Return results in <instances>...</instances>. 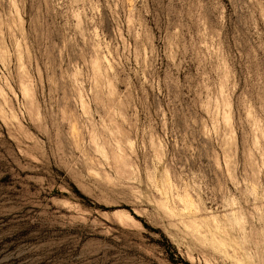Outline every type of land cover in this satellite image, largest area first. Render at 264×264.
<instances>
[{
	"label": "rangeland",
	"instance_id": "rangeland-1",
	"mask_svg": "<svg viewBox=\"0 0 264 264\" xmlns=\"http://www.w3.org/2000/svg\"><path fill=\"white\" fill-rule=\"evenodd\" d=\"M0 85V264H264V0H0Z\"/></svg>",
	"mask_w": 264,
	"mask_h": 264
},
{
	"label": "bare ground",
	"instance_id": "bare-ground-1",
	"mask_svg": "<svg viewBox=\"0 0 264 264\" xmlns=\"http://www.w3.org/2000/svg\"><path fill=\"white\" fill-rule=\"evenodd\" d=\"M17 9V8H16ZM93 49H91V50H94L93 52H95L94 53V55H98V59H95L94 61H92V60H90V61H92V63H93V71H94V74H93V76L95 75V79H98V78H101V79H103L102 78V76H101V74H102V72H101V64L102 65H105V66H107L108 67V64L110 63L109 61H108V58L105 56V54L104 55H101L100 53H101V48L95 43L94 45H93V47H92ZM94 58H95V56H94ZM93 58V59H94ZM96 58H97V56H96ZM105 69V68H104ZM106 70V69H105ZM106 72V71H105ZM93 73V72H92ZM106 75V74H105ZM76 79V78H75ZM77 80H75V82H76ZM98 81V80H97ZM99 81H100V79H99ZM109 81V80H108ZM107 85H108V83H107ZM0 95H1V98H3V95H4V91H3V89H2V87H1V85H0ZM4 96H6V95H4ZM216 106V105H215ZM227 106V105H226ZM219 108V107H218ZM225 110V109H224ZM223 110V111H224ZM218 112H219V110H217ZM222 111V112H223ZM217 112V113H218ZM224 114V113H223ZM225 114H226V112H225ZM225 114L223 115L225 118H226V121L228 120V117L227 116H225ZM13 115V114H12ZM11 115V116H12ZM15 116V115H14ZM258 125V124H257ZM257 127V126H256ZM256 131V130H255ZM261 132V131H260ZM256 134V133H255ZM261 134V133H260ZM259 134V135H260ZM256 141V140H255ZM118 142V141H117ZM258 142V141H257ZM256 146V145H255ZM116 153V152H115Z\"/></svg>",
	"mask_w": 264,
	"mask_h": 264
}]
</instances>
